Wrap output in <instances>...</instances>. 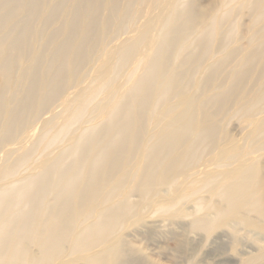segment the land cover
Instances as JSON below:
<instances>
[{
  "label": "bare ground",
  "instance_id": "bare-ground-1",
  "mask_svg": "<svg viewBox=\"0 0 264 264\" xmlns=\"http://www.w3.org/2000/svg\"><path fill=\"white\" fill-rule=\"evenodd\" d=\"M263 155L264 0H0V264H264Z\"/></svg>",
  "mask_w": 264,
  "mask_h": 264
},
{
  "label": "rangeland",
  "instance_id": "rangeland-1",
  "mask_svg": "<svg viewBox=\"0 0 264 264\" xmlns=\"http://www.w3.org/2000/svg\"><path fill=\"white\" fill-rule=\"evenodd\" d=\"M197 2L198 3H200V5L204 8V9H206V10H209L210 9V4H211V0H197ZM245 20H244V19ZM242 18V21L243 22H241L242 24H243V26L244 25H246V22H248V20H247V18L246 17H243ZM236 126H234V125H230V127H229V131H228V134H231V135H235V136H240V131H239V129L237 128H235ZM238 131V132H237ZM261 162L263 163L262 164V167H263V172H264V155H263V157H262V160H261ZM164 229H161V231L162 232H164L163 231ZM177 232H178V230H177ZM142 236H140L139 237V235H134V238H133V236H131L130 238L128 237L127 239L129 240V239H131V243H133V244H135V245H137V246H140L141 248H143V249H146L147 248V255L149 256V258H150V260H151V262H155V263H158V264H169L168 263V261H167V259H165V258H163L164 256H162V255H160V254H158V251H153V247L151 248L150 246H152V245H150L152 242H149V240L147 241V239H145V238H141ZM142 240V241H141ZM145 240V241H144ZM168 241H165V244L166 245H164L165 247H167V248H170V249H175L176 248V241L175 240H173V239H167ZM172 240H173V242H172ZM130 241V240H129ZM164 242V241H163ZM150 245V246H149ZM152 249V250H151ZM189 249H190V247H189ZM150 250V251H149ZM156 254V255H155Z\"/></svg>",
  "mask_w": 264,
  "mask_h": 264
}]
</instances>
